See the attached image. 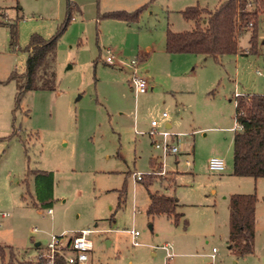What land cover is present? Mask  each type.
Segmentation results:
<instances>
[{
	"label": "rangeland",
	"instance_id": "obj_1",
	"mask_svg": "<svg viewBox=\"0 0 264 264\" xmlns=\"http://www.w3.org/2000/svg\"><path fill=\"white\" fill-rule=\"evenodd\" d=\"M217 2L0 0V66L10 61L16 72L24 70L29 36L53 35L68 4L72 16L56 41L53 90L25 91L13 108L15 83L0 82V104L6 95L12 100L18 134L0 137V213H7L0 217V244L11 246L17 259L33 257L36 243L39 251L51 236L66 242L88 229L85 264H264V177L231 173L234 95L264 93V13L255 53L248 50L247 31L238 37L239 52L216 60L168 55L163 48L167 23L174 31L192 27L180 9H212ZM138 7L130 23L102 16ZM8 23L16 25L15 47L8 44ZM107 50L126 61L147 52L138 68L151 88L134 95L128 72L103 63ZM161 112L178 135L180 152L165 157L163 173L152 171L148 189L177 198L182 217L175 224L145 213L146 189L132 178L150 172V157L160 163L147 132L150 120L157 130L165 128ZM210 156L223 159L222 171L207 169ZM38 170L53 174L49 214L35 197ZM231 193L256 197L253 250L244 256L227 248ZM129 230L137 231L135 245Z\"/></svg>",
	"mask_w": 264,
	"mask_h": 264
},
{
	"label": "trees",
	"instance_id": "obj_2",
	"mask_svg": "<svg viewBox=\"0 0 264 264\" xmlns=\"http://www.w3.org/2000/svg\"><path fill=\"white\" fill-rule=\"evenodd\" d=\"M140 8L132 11H107L103 12L102 16L130 23L137 19ZM178 12L182 19L192 23V27L188 30L174 31L167 23L164 33L166 53H193L216 60L222 55L239 52L238 37L246 31L248 50L256 52L258 17L264 13V0H218L212 9L194 4L185 6ZM71 17V8L68 4L64 19L53 35L43 38L33 33L29 36L25 46L27 54L24 70L22 72L12 70L7 77L15 83L13 108L18 106L25 91L54 89L56 41ZM8 28V44L10 47H15V23H8ZM138 59L144 60L141 55H138ZM233 120L239 128L233 130L231 138V173L235 176L264 177V93L236 94ZM17 135L13 126L12 131L3 138L17 137ZM22 146L26 153L24 143ZM149 165L151 173L141 175L138 180L146 189L148 201L145 213L151 217L164 215L175 224L182 217V213L177 210L178 200L174 195L148 189L154 177L152 171H159L160 163L156 162V158L150 157ZM33 175L35 197L40 206L48 209L52 196L53 174L51 171L38 170L33 172ZM255 200L253 193H231L228 196L227 248L235 256H244L253 250ZM36 247L40 248L39 245ZM4 249L7 250L6 259H4ZM0 264H40V262L32 258L17 259L11 246L0 244ZM55 264H64V261L61 257H57Z\"/></svg>",
	"mask_w": 264,
	"mask_h": 264
},
{
	"label": "built area",
	"instance_id": "obj_3",
	"mask_svg": "<svg viewBox=\"0 0 264 264\" xmlns=\"http://www.w3.org/2000/svg\"><path fill=\"white\" fill-rule=\"evenodd\" d=\"M102 61L107 65L116 66L128 72L127 82L134 95L148 90L149 86L147 84V79L138 68L139 59L131 58L126 61L114 55L110 50H107L106 55L102 57ZM161 115L164 117L166 113L162 112ZM149 126L150 129L147 134L150 137V143L155 150L159 151L158 157L160 159L159 161L162 170L158 171V173H163V169L165 167V157L167 155H175L180 152L179 144L177 142L178 135L172 134L167 129L157 130V122L155 120H150ZM237 128H239V126L234 121L232 130ZM184 163L188 166L190 161L185 159ZM206 167L210 171L219 172L224 169V161L220 157L210 156L206 160ZM141 175L142 174L135 172L132 174V178L133 180L138 181L141 178ZM46 213H50V208L46 209ZM6 215L7 213H0V216L2 217ZM88 232V229H82L75 232V234L70 236L66 242L63 241L62 236L60 235L51 236L45 246L39 251L37 250L36 254L31 258L36 262H40V264H55V259L57 257H61L64 264H85L87 260V251L91 250V243L87 238ZM128 232L131 237V243L133 245L137 244V241L135 240L137 231L129 230ZM162 248L166 250V245H162ZM214 253L215 248L212 247L210 253L208 254L211 263L214 259Z\"/></svg>",
	"mask_w": 264,
	"mask_h": 264
},
{
	"label": "crops",
	"instance_id": "obj_4",
	"mask_svg": "<svg viewBox=\"0 0 264 264\" xmlns=\"http://www.w3.org/2000/svg\"><path fill=\"white\" fill-rule=\"evenodd\" d=\"M164 33H165V30H164ZM163 48H164V46H163ZM10 52L11 51H9V50H5L6 54H10ZM138 54L143 56L144 60L148 55L147 52H144V53L138 52ZM166 54H168V53H166ZM168 55H171V54H168ZM12 70H14V68H13V65L10 63V61H7L4 63V65L0 66V82L5 81V80L10 81L7 79V77L9 75L10 71H12ZM150 88L151 87L149 86V89ZM14 91H15V86L13 88V95H14ZM10 92H12V89H10ZM7 96L8 95H6V101H4V104H0V137H4V136L8 135L12 131V127H13L12 100L10 101V99ZM161 113H160V117H161V119L164 120V127H165L164 129L168 130V128L170 127V123L165 120L167 115H165L163 117L161 115ZM175 163H176V159H175ZM146 198H147V194H146ZM147 201H148V199H147ZM0 217L3 218L5 216H3V217L0 216ZM36 245H39V243L37 242ZM37 250H36V252H37Z\"/></svg>",
	"mask_w": 264,
	"mask_h": 264
}]
</instances>
